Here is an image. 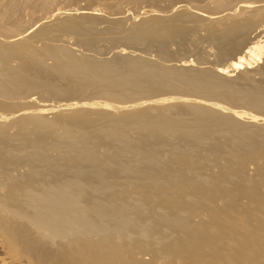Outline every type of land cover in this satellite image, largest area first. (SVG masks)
<instances>
[{"label": "bare ground", "instance_id": "bare-ground-1", "mask_svg": "<svg viewBox=\"0 0 264 264\" xmlns=\"http://www.w3.org/2000/svg\"><path fill=\"white\" fill-rule=\"evenodd\" d=\"M17 1H8L6 8L0 12V23L9 13L17 10ZM217 1L218 6L223 4L222 0ZM41 3L45 8L52 4L51 0ZM240 8L242 12H249L226 25L230 27L219 33L220 35L222 33L223 41L233 40L240 31L249 32V26L252 24L257 26V29L260 28L259 34H264V22L259 23L254 20V17L260 13H263L264 17V0H244ZM58 10L53 13L59 17L58 19L62 14L68 13L66 10ZM222 11L204 13L197 10L195 12L204 14L205 16H199L211 23H220L222 18L236 14L235 10V13ZM180 13L183 19L196 18L194 14L188 12ZM68 15L66 17H69ZM150 17L153 16L150 15ZM154 18L150 20L154 21ZM233 19H235L234 16ZM253 20L257 21L258 25L256 23L254 25ZM198 23L201 22L198 21ZM206 24L205 27L208 29L211 24L208 25L207 22ZM170 25L176 28L175 24ZM17 26H12L10 31L8 30L12 34L4 36L5 39H1L2 42H0V91L9 94L10 97L15 94L12 92L31 87L34 83L44 85L41 86L43 88L48 86L46 80L49 72L44 65L34 60L36 55L33 56L34 58L29 56L31 57L29 60L20 62L18 66H9V61L13 57L20 53L26 54L31 49V47L27 48L31 42L23 40L25 34L22 35V33L25 31L19 32L20 29L18 33H15L21 27V25L18 28ZM75 27L83 31L81 29L83 26ZM142 30L143 28L138 29L133 37L139 39L138 33ZM208 30L211 35L215 33V30L211 31L210 28ZM253 31L254 29L251 33ZM39 34L41 33H38V37L45 39ZM84 35H87V32ZM218 36L216 33V39L220 40L221 36L217 38ZM168 39H165V42H168ZM239 40L242 42V39ZM247 41V49L243 52L249 56L264 55V41L263 43L254 42L253 39ZM234 47L236 49V46ZM45 50L47 53L43 54L53 56L56 65L57 61L65 56L66 61L58 62L61 65L59 70L63 71H61L63 75L66 74L72 78V82L70 78L68 80L77 85V88L82 84L85 88L84 85L88 82H97V85L104 82L108 86H112V83L127 85L133 82L136 84L139 82L141 85L148 81L154 83L156 81L158 84L163 78H168L171 71L175 72L172 67L171 70L165 68L162 70L163 68L159 69L150 63L145 62V64L144 57L143 60H139L136 59L138 56L132 58L133 60L123 67L114 60H105L106 62H102L99 67L97 65L95 68L92 65L94 68L91 70L89 67L92 61L87 65L88 62L86 63L85 59H82L85 64L74 60L75 58L71 56L72 49L67 51L54 47ZM43 57L37 58L43 60ZM127 57L131 56L127 55ZM152 61L154 64L157 60ZM35 63L39 65L36 66ZM239 63H241L240 60L235 65L239 67ZM186 66L188 64L184 67ZM193 67L176 70L175 73L185 85H181L182 88L190 87L192 92L194 89L196 91L205 89L210 91L207 93L214 92L216 95L222 91L221 96L226 100H233L235 96H238L250 104L252 109L255 107L257 111L259 110L260 114L236 110L237 107L232 109L233 106L230 108V105L226 106L219 101L209 102L195 97L196 95L192 97L180 92L174 96L166 95L165 98L152 100L149 104H156H152V107L149 105V110L143 106L149 100L126 104L115 103L116 105L109 103L114 110H100L99 113L111 123L110 127L108 129L103 127V129L98 126L100 129L93 132L89 130L91 120L89 118H92L93 113L90 112L91 116L87 117L90 110L83 105L85 102L65 104V108H61L63 105L61 104L53 119L45 115L48 108L41 107L34 110V107L31 108L32 110L25 108L26 110L19 111L18 115H13L14 112L10 113L15 119L23 115L13 122L11 117L9 118V113L0 115V123L1 121L3 123L2 129L0 127V264H264V86L254 88L255 86L252 85L254 89L243 88L244 86L235 85L229 80L233 75L231 72L230 74L222 73L226 79L217 81L212 78L214 74H206L207 77L203 74L208 70L203 69L204 72L199 73L198 69L197 73L191 71ZM216 73L218 75L220 73L218 68ZM52 76L55 77V75ZM64 78L61 79L64 81ZM154 83L152 84L155 85ZM63 85L54 86L56 90H59L58 93L63 92H60L64 90ZM166 85L169 86V84ZM117 86L119 88V85ZM172 86L174 87L173 84ZM120 93H113L111 96L120 97ZM221 96L219 97L223 100ZM4 101L0 102L3 103L2 110L5 108L4 105L7 106L6 108L16 105L13 101L8 103ZM177 102L180 103L177 104ZM56 107L58 106H52L50 109L56 110ZM161 107H164L166 111L169 109V112L156 113V116L150 113L151 109L156 111ZM65 111L71 113L66 114ZM147 114L154 118H148ZM184 114H193V118L191 116V118H185ZM96 120L94 119L95 123ZM101 120H99L100 123ZM9 122L14 123L11 126L15 125V130L17 126L16 133L13 132L14 130L11 131L13 133L9 132L14 127H8V131L4 126V124L9 126ZM30 124L33 125L32 131L27 130L26 125ZM258 124H261V127ZM96 125L94 127H97ZM134 129L138 130L139 139L130 137L135 132H132ZM219 134L220 137L225 134L228 139L223 137L227 140L222 138V142L218 139ZM49 136L54 137V142L59 145L55 153H52L55 147L53 148L51 144H48L50 149H47V141L50 142L52 139ZM157 138L158 143L161 140L166 143L163 138H175L176 141L180 139L181 143L177 145L180 147L175 149L172 146L174 148L172 150L171 147L168 148L169 143L168 146L156 144ZM148 139L155 145L144 146ZM109 142L116 144L113 145L116 146L113 152L106 150V143ZM142 144L141 149L139 145ZM242 144H244L243 147H241ZM167 148L170 161L167 160L166 163L163 153L167 152ZM135 150H141L139 157L142 161L140 160L139 164L129 163L128 157L125 161V157L123 160L119 158L120 153L133 154L131 151ZM152 162L160 165L156 169L150 168L152 171L155 170L154 173L146 175L145 167L152 165ZM250 164L255 166L253 173H249ZM39 166L43 168L39 169ZM22 167H25V170H20ZM119 173L129 175L131 178L126 177L133 184L128 185L130 184L128 181V186L123 188V184L120 185L122 180L117 178ZM112 175L115 176H113L114 181L120 180V184L116 181L112 183ZM149 178H152L151 182L145 180ZM245 198L248 201H245Z\"/></svg>", "mask_w": 264, "mask_h": 264}, {"label": "rangeland", "instance_id": "rangeland-1", "mask_svg": "<svg viewBox=\"0 0 264 264\" xmlns=\"http://www.w3.org/2000/svg\"><path fill=\"white\" fill-rule=\"evenodd\" d=\"M8 1L9 0H0V12H2L6 8V4L8 3ZM42 1L46 2L47 0H18L17 1L18 2L17 6H16L17 10L15 9L11 13H9L7 15V17L4 19V21L0 23V25H2V26H4L3 24H5V26H4L5 29L0 26V42H2L1 39H5L4 36L12 34L11 32H9L10 31L9 29L12 26H15V25H18L17 28L20 27V25H21V27L18 28L15 33H18V31L20 29L21 30L19 32H24L25 31V33H22V35L25 34L23 36V40H25V42H26V40H29V42H31L30 45L27 48L30 49V47H31L32 50L30 49V51H28V53L26 52V54L24 52H23L24 54L20 53V54H22L21 56H23V57H21L20 54H17L16 57H13L9 61V63H10L9 66H13V67L14 66H18L20 62H22L24 60H29L31 57L36 55L35 56L36 59H34V60L37 61L38 63L44 65L47 68V70H48L47 72H49L48 78L46 80L47 81L46 83H47L48 86L45 85V86H47V88L46 87L45 88L41 87V86H44V85H40L38 83H36V84L34 83V85L31 86V87L20 88V89H18L16 91L12 92V94L13 93H15V94L11 95V97H10L9 94H5V93L0 91V102H2V100H5V101H7V103H8V101H10V102L13 101V102H15L14 104H16L15 107H12V108H10V106H9L10 104H8L9 108H6L7 106L4 105L7 110L5 108L2 110L1 106H2L3 103L2 104L0 103L1 104L0 105V109H1L0 110V115H2L4 113L5 114L9 113V115H10L9 118L11 117V121L12 122L15 121L17 118H20V117L23 116L22 115L23 113H22L21 114L22 116H19V117L17 116V118L15 119V117H12V115H11L13 112H14L13 115H15V114L18 115L19 111H23V110L25 111L26 109L30 110L33 107H34L33 110L36 109V108H39V107H41L43 109H47L48 108L49 111H47L48 110L47 109L45 111V115H46V117H48L50 119H53V118L56 117V115H57L56 111L60 109L59 107H61L60 106L61 104H63L61 108H65L66 107L65 104L67 105V104H70V103H79V102L80 103H82V102L84 103L85 102L84 104L83 103L82 104L84 106H86V108L88 110H90V111H88L89 114H87V117H88V115L91 116L90 112H92L95 115V116H93V114H92V116H91L92 118L88 117L89 120L91 119L90 120V124H89L90 125L89 126V130L91 132H93V131H97L98 129L103 128V127L104 128L106 127V129H108L110 127L111 123L106 121V119H104L103 117H101V115L99 113L100 110L101 111L102 110L108 111V110H111V109L114 110V108L111 107L109 105V103L110 104L112 103V104L116 105L115 103L126 104V103H130V102L132 103V102L140 101V100L141 101L142 100H149L146 103V105H143L145 107V109L148 108V110H149V107H152L151 106L152 104L153 105L156 104V103L149 104L150 102H152V100H155V99H158V98H165V97L171 96V95L174 96V95H176L177 93H180V92L181 93L184 92V94L191 95L192 97L196 95L195 97L201 98L202 100L203 99L204 100H208L209 102H214V101L218 102L219 101V102H222V103L226 104V106L230 105L229 106L230 108L233 106L232 109H236V107H237L236 110H238V109L239 110H244V111L247 110L248 112L260 114L259 110L257 111V109L254 107L255 111H256L255 112L253 110L254 108L252 109L251 108L252 106L250 107V104H248L246 101H243L238 96H235V97L239 98V99L234 98L233 100H226V99H224L221 96L222 91L218 92V94L216 95L214 92L207 93V92H210V91L205 90V89H202V90L199 89L198 91H196L194 89L195 91L193 90V92H192V89H189L190 87L182 88L181 85H183V83L181 82V79L179 78L177 73H175L177 71L185 70V68H189V67L191 68L192 66H194L192 70L191 69H188V70L197 72V70L199 69L198 70L199 73L204 72L205 70L206 71L208 70L209 71V72L207 71L208 73L204 72L203 74H205V75L206 74H208V75L209 74H214L213 76L212 75H210V76H212V78L217 80V81H222V80L226 79V78H224V75L222 76V73L230 74V72H231V74L233 73V75H231L230 79L229 78L228 79L230 81H232L233 83H235V85L239 84L240 86H244L243 88H245V87L247 88L248 87L249 89H254L256 87H260V86L263 87L264 86L263 85L264 84V78H262V77H264V74H263L264 73V55L263 54H256V55H252V56L250 55L249 56V54H246V52H243L244 50L247 49V45H248L247 44L248 43L247 40H250V39L252 40L253 39L254 42L255 41L256 42L260 41L261 43H263L264 34H259L260 28L257 29V26H253V24H252V26H249L250 27L249 30H248L249 32L240 31V33L237 34V37H239V35H241V37H239L237 39V37L235 36L236 38H234L233 40H230V41H227V40L223 41L224 38H223L222 33H221L222 36L219 34L221 31L224 32L225 30H227L230 27V26H226V25H229V22L231 24L232 22H235L239 18L240 15L243 17L249 12V11L248 12H242V10L240 8V5L243 3L244 0H222L221 3H223V4L226 3L224 5L220 3L221 6L223 5L222 7L217 5L218 4L217 0L216 1L215 0H51L52 4L49 5V6H46L48 8H45L42 5V3H41ZM176 6L178 8H176ZM173 7H174V9H173ZM218 7H221V8L219 9ZM58 9H60V11H65L66 10L68 13L67 14L65 13L66 15L62 14L60 16V19H58L59 18L58 16L53 15V13H56L57 11H59ZM82 9L85 10V11H83ZM55 10H57V11H55ZM178 10H179V12H178ZM187 10H189V11H187ZM197 10L198 11H202L204 13L205 12L206 13H208V12H213L214 13V12H217V11H220V10L221 11L223 10L222 11L223 13H225V12L227 13V12H230V11L231 12L233 11L235 13V11H236V14L233 15L235 19H233V16H230V17L222 18L220 20V23L219 22H212L211 23V22H208V21L204 20L202 17L199 16V15H202V14H200V13L196 14L195 11H197ZM180 11H182L181 13L188 12L190 14H194L197 19L196 18L194 19V17H192L193 20H192L191 17L183 19V17L181 18V15H179ZM76 12L78 14H76ZM92 13H93V15H92ZM68 14H70V15H68ZM72 14H74L75 17ZM67 15L69 17H66ZM150 15L153 16V17H150ZM76 16H78V17H76ZM154 16H155V18H154ZM156 16H158V17H156ZM172 16H174V17H172ZM202 16H205V15L203 14ZM61 17H62V19H61ZM71 17H72V19H71ZM151 18H154V21H151L150 20ZM48 19L51 20L50 21L51 23L49 22ZM62 20H64L65 23H63L64 21H62ZM195 20L196 21L198 20L201 23H198V21L196 22ZM254 20H257L259 23L260 22H264L263 13H260V14H258L257 17H254ZM254 20L252 21V23L254 22V25H255V23L257 24L258 22L254 21ZM194 22H196V23H194ZM206 22L208 23V25L211 24V26L209 27L211 29V31L215 30L214 31L215 33H213L214 35L212 34L214 37L209 33V30H208L209 28L207 29L205 27L207 25ZM165 23H167L169 25H167ZM202 23H204V24L201 25ZM170 24H175L176 28H178V29L172 27ZM220 24H221V26H220ZM52 25H53V27H52ZM76 25L80 26V27L83 26L81 28V29H83V31H79L78 29H76V27H75ZM182 25H184V26H182ZM190 26H191V28H189ZM56 27H57V29H54ZM182 27H184V28H182ZM252 27H254L253 28L254 31L251 33V30H253ZM140 28H143V30L138 33L139 39L138 38H134L133 36L136 34V31L138 29H140ZM220 28H221V30H220ZM28 29H29V32H28ZM43 29H46V31H48V32L46 33V31L45 30L43 31ZM216 30H217V32H216ZM37 31H39L38 33H41V35L39 34V36H44L45 39H43V37L42 38L38 37ZM66 31H68V32H66ZM44 32H45L46 35L44 34ZM85 32H87V35H84ZM170 33H172V34H170ZM216 33H217V35H219L217 38H219L221 36L219 39L221 41H223V42H221L220 40L216 39V37H215ZM54 34H55V36H54ZM244 36H246V37H244ZM258 36H260V37H258ZM67 37H68V40H67ZM132 37L134 39H136V40L134 41ZM164 38L165 39L169 38L168 39L169 41L165 42ZM254 38H255V40H254ZM236 39H237V41H236ZM239 39H242V42ZM216 41H217V43H216ZM240 42L243 43V44H241ZM226 43H228V44H226ZM42 44H43V46H42ZM53 44H56V45H53ZM32 46H34V47H32ZM234 46H236V49H234L235 48ZM54 47L55 48L66 49L67 51L72 49V53L73 54L71 56L73 58H75L74 60L82 62L84 64H85V62L83 61L84 59L86 60V63L88 62L87 65H89L90 61H92V62H90V67L87 66L91 70H93L94 67L96 68L97 65H98L97 67H99L102 64V62L104 63L107 60L108 61L114 60V62L116 61L118 63V65H121L123 67V66L127 65L128 62L133 60L132 58H136L138 56L136 59L143 60V57H144V60H143L144 63L145 62L146 63H150V65L157 66L159 69L163 68L162 70H165V69H170L171 70V67H172V70L175 69L174 70L175 72H173L175 74H173L172 71H171L170 76L168 78H166V79L163 78L161 80V82L159 81L160 83L158 82V84H156V81H155V83L148 81L145 84V82H144L145 79H143L144 83L140 82L141 85H139V82H138V84L133 82V83H128L127 85H126V83L125 84L124 83H119V84L112 83V86H108L104 82H102V83H100L98 85H97V82L96 83L95 82H92V83L88 82V83H85V84H87V85H84V86H86L85 88L83 87V84H82V85H79V86H81L83 88L78 87V88H80V89H78L76 87L77 85L75 86V84L71 83L72 82L71 81L72 78H70L66 74L63 75L61 73L62 70L61 71L59 70V66H61V65H59L58 62L60 61V63H63L64 61H66V59L64 58L65 56H62L60 58L61 60L57 61V65H56L55 60L53 61V59H55L53 56L50 57V55H48V54H43V53H47V51L45 49L54 48ZM35 52H36V54H34ZM134 52H136V54H134ZM91 53H93V54H91ZM40 54L42 56H44L46 59H44V57H43V60L42 59L38 60V58H37L38 56L40 58L42 57ZM80 55H82V56H80ZM127 55H130L131 57L128 58ZM29 56H31V57H29ZM77 56H79V57H77ZM133 56H135V57H133ZM27 57H28V59H27ZM148 57H149V60H148ZM20 58H22L23 60L20 59ZM66 58H68V57H66ZM147 60H148V62H147ZM152 60H155V61L157 60L155 62L156 64L154 63L155 65L153 64L154 61H152ZM238 60H240V62H241V63H239V67H238L237 64L235 65V63ZM136 62H137V60H136ZM181 62H184V63L182 64ZM186 62H188V63H186ZM38 63H35V65L38 66L39 65ZM194 63H195V65H194ZM200 63L202 65H205V66H202ZM184 64L185 65L188 64V66L184 67L185 66ZM92 65L94 67H92ZM198 65H200V67ZM175 66H177V67L175 68ZM179 66L180 67L183 66L182 68H184V69L180 68ZM251 67H255V68H251ZM56 68H57V70H56ZM217 68L219 69V72L221 73V76H220V73H219V75L216 73ZM203 69H204V71H203ZM234 74H236V75L234 76ZM249 74H251V75H249ZM52 75H55V77L52 76ZM57 75H58V77H56ZM208 75H206V77ZM114 76H115V74H114ZM61 78H64V81ZM69 78H70L71 82L68 80ZM59 80H61V82ZM166 80H167V82H166ZM172 81H173V83H172ZM238 82H240V83H238ZM152 83H154L155 85H153ZM164 83L169 84V86H167ZM176 83H177V87H176ZM260 83H262V84L260 85ZM57 84H58V87L63 85L64 90L60 91V92L63 91L62 93H58L59 90H56L55 87H57ZM172 84L174 85V87L172 86ZM35 85H37V87ZM49 85L51 86L50 88H49ZM90 85H91V88H90ZM117 85H119L120 89L117 88L118 87ZM239 85H238V87H240ZM252 85L255 86V87L252 88L251 87ZM125 86H127V87H125ZM183 86H185V85H183ZM66 87H69V88H66ZM108 87H109V89H108ZM110 87L112 89H110ZM71 88H73V89L75 88L76 91H74L75 89L73 90ZM160 88H162L163 90L160 89ZM220 88L222 90V87H220ZM43 89L45 91H43ZM117 89H118V91H117ZM133 89H135L137 93L135 92V90L133 92ZM65 90H66V92H68L67 94H66ZM127 90H129V91L126 92ZM203 90H204L205 93L204 92H200V91H203ZM120 91H121V93H120ZM122 91H124V92H122ZM42 92H44V93H42ZM107 92H108V94H107ZM109 92H110V94H109ZM118 92L120 93V97L118 96V97L115 98V97L111 96L113 93H118ZM125 92L127 94H125ZM130 92H131V94H128ZM55 93H57V94H55ZM153 94H155V95H153ZM126 95L127 96L129 95L130 97L129 96L127 97ZM219 96H221L223 98V100ZM122 99H123V101H122ZM231 101H232V103H231ZM238 101H239V103H238ZM22 103H24V104H22ZM179 103L180 102H177V104H179ZM52 106L53 107L54 106H58V107H56V110L55 109L52 110V109H50ZM164 106H167V105H164ZM14 108H16V110ZM17 108L19 110H17ZM54 110H55V112H54ZM151 110L152 111H150V113L152 115L155 114L154 116L157 115L156 113L161 114V113H165L167 111L169 112V109H167V111H166L164 107L163 108L161 107L159 110H156V111L155 110L153 111V109H151ZM65 113L68 114V113H71V112H69V111L66 112L65 111ZM150 113L148 112V114H150ZM148 114H147L148 118H150V119L154 118V116L151 115L152 116L151 117ZM188 114H186V115H188ZM186 115L184 114L185 118L186 117L188 118L190 116L193 118V114H190L188 116H186ZM94 119L95 120L96 119H99V120L102 119L101 120L102 124L99 122V120H96V123H95ZM7 121H10V120H7ZM102 121H104V122H102ZM10 122H9V124H10ZM93 122L95 123V125L97 124L96 125L97 127H94L95 125H92V124H94ZM1 123H2V121H1ZM1 123H0V127L2 129L3 123L2 124ZM246 123H248V122H246ZM11 124H14V123H11ZM11 124L9 126L8 125L6 126V124H4V126L7 127V129H8V127L12 128V127L15 126V125L11 126ZM30 125L29 126L26 125L28 127L27 128L28 131H32L33 130V127H32L33 125L32 124H30ZM255 125H257V124H255ZM98 126H101V127L99 128ZM259 126L261 127V124ZM17 130H18L17 126H16V130H15V127H14V129H12L10 131L8 129L9 132L13 131L15 133L17 132ZM61 131H62V129H61ZM133 131H135L136 133L133 132ZM13 132H11V133H13ZM132 132H131L132 134L130 135V137L131 136H132V138L134 137L133 139L138 137V139H139L138 130L134 129V130H132ZM134 134H135V136H134ZM49 137L52 138V139H51L50 142L47 141V147H48V144H51L53 146V148L55 147L53 149L52 153H55L56 152L55 149H59L58 148L59 145H57L56 142H54L55 141L54 137H52V136H49ZM219 137H220V134L218 135V139L222 140L223 137L227 138V137H225V134H223L220 138ZM176 139H178V137ZM176 139L175 138L174 139H172V138H170V139L163 138V140L166 141V143L163 142L162 140H161V142L158 143L157 141L159 139L157 138L155 143L156 144H161V145L167 144V146H168V143H169V147L168 148L171 147L170 149L173 150L174 149L173 147H175V149H176V147L177 148L180 147V145L179 146H177V145L181 143V140L179 139V141H180L179 142L178 140L176 141ZM227 139H224V140L226 141ZM152 140L154 141L155 139L153 138ZM152 140H150V141H152ZM150 141L148 139V142L145 143L144 146L155 145L153 142H150ZM167 141H172V142L170 143V142H167ZM142 142H144V141H142ZM222 142H223V140H222ZM111 143L112 142L106 143V150L113 152V149H115V147H116V146L114 147L113 145H116V144H111ZM138 144H139V142H138ZM139 146H140L139 148L142 149L141 146H143V144L139 145ZM243 146H244V144L241 145V147H243ZM139 148H137V149H139ZM168 148L166 150L167 152L163 153V158H164V160L166 158V163L168 161H170L169 160L170 159V153L168 151ZM47 149H50V148L48 147ZM60 149H61V146H60ZM48 151L51 152V150H48ZM139 151H141V150L131 151L133 154H131L130 152H129V154L120 153L119 158L123 160V158L125 157L124 161H125V159L129 158V160H130V161L128 160L129 163H131L133 165L134 164L135 165L139 164V161L141 160L140 157H139V153H140ZM166 155H167L168 158L166 157ZM152 163H153L152 165L145 167L146 170H147L146 171V175H148V173H150V174H152V172L154 173L155 170L152 171L151 169H156V167H158V165H160L157 162L156 163L152 162ZM38 168L42 169L43 167L39 166ZM23 169L25 170V167H22L20 170L23 171ZM254 169H255L254 164L253 165L250 164L249 167H248L249 173H253L255 171ZM149 171H151V172H149ZM121 175L122 174L119 173V175H117L118 177L116 176L118 179L122 180V182H120L121 184L119 183L120 180H117V181L115 180V181L117 183H119L121 186L123 184L122 187L126 188L127 183H129L128 181H130L127 178L128 177L131 178V177L126 174V175H122L123 176V178H122ZM113 176L114 175H112V177ZM126 176H128V177H126ZM112 177H111V179H112L111 181H112V183H114L115 182L114 181V177L115 176L113 178ZM125 179H126V181H125ZM145 180L147 182L148 181L151 182L152 178L145 179ZM132 184H133L132 181H130V184H128V185L131 186ZM124 185H125V187H124ZM245 201H248V199L245 198Z\"/></svg>", "mask_w": 264, "mask_h": 264}]
</instances>
